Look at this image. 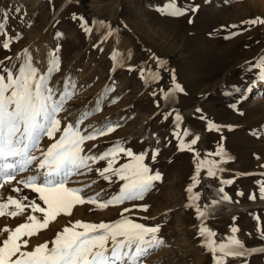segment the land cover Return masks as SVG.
Segmentation results:
<instances>
[{
	"label": "rangeland",
	"instance_id": "1",
	"mask_svg": "<svg viewBox=\"0 0 264 264\" xmlns=\"http://www.w3.org/2000/svg\"><path fill=\"white\" fill-rule=\"evenodd\" d=\"M168 3L169 0H0V61L18 67L27 49L34 65L44 72L59 48V70L52 73L51 85L58 90L65 89L66 81L74 85V89L69 88L74 94L66 101V110L59 114L62 123L75 122L82 111L99 104L100 110L84 119L81 127L92 131L104 122L118 127L85 142V150L102 153L120 141L135 154L146 152L144 162L150 172L161 176L142 200L104 210L89 203L75 206L72 215L62 214L47 229L25 237L29 240L27 250L50 242L65 225L76 220L115 221L132 203L146 204L148 209L133 208L125 215L147 226L158 225L157 236L163 241L141 264H213L206 239L199 235L202 226L215 232L218 242L236 227L235 235L246 249L264 248V198L260 196L264 184V88L257 85L259 69L252 67L264 57V24L242 23L264 18V0H174L180 8L198 6L195 12L179 17L162 14ZM80 17L93 31L82 29ZM99 21L115 29V34L102 39L108 29L100 27L96 23ZM5 39L10 40L7 49L2 46ZM114 51L122 60L120 66L112 58ZM157 59L165 62L160 69ZM141 67L159 71L160 79L146 81ZM173 80L183 92L165 98ZM177 114L181 117L178 126ZM209 122L220 126L219 131L208 130ZM177 132L186 143L199 136L193 146L195 152L201 158L208 155L209 159L220 160L224 169L215 177L201 169L199 183L192 188V194H198L194 202L189 201L186 189L196 171L195 153L178 150ZM52 142L45 137L42 146L46 149ZM218 146L231 159L209 155ZM155 149L158 155L152 160ZM128 160L121 154L114 167ZM105 166L106 161H98L93 171L74 176L76 183L68 186L87 184L82 195L100 192L102 199H107L119 191L122 181L113 178L114 182H109L100 177L95 169ZM28 174L18 175L17 180ZM227 179H233V183H221ZM221 187L223 192L219 191ZM224 195L229 199L222 200ZM10 196L25 204L31 200L42 204L38 193L15 180L0 187V202H7ZM213 201L219 203L213 205ZM190 203L193 206H186ZM197 206L202 210L210 206L211 211L199 218ZM6 211L16 209L10 205ZM29 214L30 209H26L15 217L0 216V229H14ZM36 215L42 218L40 213ZM6 237V232H0V241ZM226 264H264V252L230 257Z\"/></svg>",
	"mask_w": 264,
	"mask_h": 264
},
{
	"label": "snow or ice",
	"instance_id": "2",
	"mask_svg": "<svg viewBox=\"0 0 264 264\" xmlns=\"http://www.w3.org/2000/svg\"><path fill=\"white\" fill-rule=\"evenodd\" d=\"M197 7L190 10L180 8L176 6L174 0H169L162 14L179 17L188 11L195 12ZM73 18L76 19L75 15ZM79 19L85 32L93 31L83 17ZM191 22L190 19L189 23ZM96 23L108 29L102 39L115 34L116 30L111 29L104 21ZM242 23L264 24V18L256 17ZM60 35L62 34L57 33V36ZM9 43L10 40L5 39L3 48L7 49ZM58 51L59 48L53 52L44 72H40L34 65L27 49L24 50L23 60L18 67L14 64L6 66L3 61H0V187L15 180L24 188L38 193V199L42 202L41 204L31 200L25 204L11 196L7 202H0V216L7 214L15 217L26 209H30V214L24 223L14 229H9L7 226L0 229V232L7 233V237L0 241V264H141L144 258L163 244L157 236L158 225L147 226L125 215L133 208L147 211L146 204L132 203L131 208L122 209L120 218L115 221L70 222V226L65 225L50 242L45 241L27 250L29 240L25 237L30 238L41 230L47 229L49 224L56 221L62 214L72 215L75 206L89 203L94 204L99 210H104L109 206L139 201L153 188V182L161 178L159 172L151 173L149 165L144 162L146 152L135 154L130 148L123 147L120 141L102 153L92 154L85 150V142L107 135L118 127L109 122H104L92 131H86L81 127L84 119L100 110L99 104L91 110L82 111L75 122L62 123L59 114L66 110L65 103L74 94V91H70L69 88L74 89V85L66 81L64 90H58L51 85L52 73L59 70L60 61L56 54ZM112 58L117 66L122 65V60L115 51ZM5 59L11 60L9 57ZM164 64V61L156 60L157 69L162 68ZM252 67L259 69L257 79L264 81V57L259 58V62ZM129 70H132L131 66ZM140 73L146 81L160 79L159 71L153 72L141 67ZM255 82L253 81V84ZM250 90L251 86L248 88V91ZM236 91L239 92L240 89L237 88ZM174 92H183L182 87L175 80L165 98ZM231 107L235 108L236 105L233 104ZM197 111L200 110L197 109ZM180 120L181 117L177 114L175 117L177 126ZM219 127L212 122L208 124V130L219 131ZM227 127L231 128L230 125ZM175 135L180 139L178 150L195 153L196 171L192 177V184L186 189L189 201L194 202L198 199V194L193 195L192 188L199 183L197 177L201 169H206L210 177H215L218 171L224 169L220 167V160L209 159L208 155L201 158L200 154L195 152L193 146L197 144L199 136H195L186 143L178 132ZM184 135H188L187 129L184 130ZM45 137L53 141L46 149L42 146V140ZM121 154L129 158L128 162L114 167ZM157 155L158 149L153 150L152 160H155ZM209 155L231 159L222 146H218L216 152ZM98 161H106L105 167L95 169L100 177L109 182H114L113 178L122 181L119 191L107 199H102L100 192L87 197L82 195L84 188L89 187L87 184L82 187L68 186L70 183H76L73 180L74 176L93 171L92 166ZM23 173L29 174L17 180V176ZM221 183L232 184L233 179L222 180ZM13 191L21 190L13 188ZM219 191L223 192L224 189L221 187ZM260 196L264 198V184L260 187ZM27 199L23 197V200ZM228 199L227 195L222 197V200ZM217 203L219 201L212 202L213 205ZM10 205L14 206L16 211L7 212ZM186 206L191 207L193 204ZM210 211V206H206L203 210L196 207L199 218H203ZM36 213H40L42 218H39ZM257 219L259 220L258 217ZM230 232L231 235L218 242L214 239L215 232L204 226L200 228L199 235L206 239L205 246L212 253L213 264H226L230 257H246L252 252H264V248L246 249L235 235L238 228L232 227ZM261 235L264 236V230L261 231Z\"/></svg>",
	"mask_w": 264,
	"mask_h": 264
},
{
	"label": "bare ground",
	"instance_id": "3",
	"mask_svg": "<svg viewBox=\"0 0 264 264\" xmlns=\"http://www.w3.org/2000/svg\"><path fill=\"white\" fill-rule=\"evenodd\" d=\"M258 87H259V89H261V88H264V81H260V82H258ZM263 90V89H262ZM253 98V97H252ZM253 100V99H252ZM254 102V101H253Z\"/></svg>",
	"mask_w": 264,
	"mask_h": 264
}]
</instances>
